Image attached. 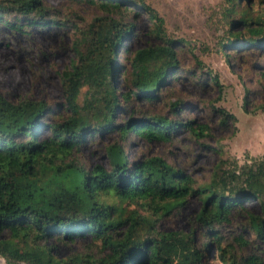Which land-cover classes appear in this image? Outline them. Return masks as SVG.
Masks as SVG:
<instances>
[{"label": "trees", "instance_id": "obj_1", "mask_svg": "<svg viewBox=\"0 0 264 264\" xmlns=\"http://www.w3.org/2000/svg\"><path fill=\"white\" fill-rule=\"evenodd\" d=\"M73 1L97 5L106 15L80 30L74 46L77 60L61 73L64 111L44 101L13 104L0 94V257L6 264H215L218 256L223 264H241L222 229L231 228L235 214L249 215L254 201L262 212L249 215V228L264 238V156L238 175L219 164L211 182L197 188L184 171L161 157H130L132 134L149 143L171 142L181 130L209 136L207 126L195 128L194 121L183 118L186 104L180 99L169 104L174 119L131 111L128 121L118 120L133 99L149 105L163 101L162 89L182 73L177 49L183 41L166 38L158 13L143 0ZM248 2H229L234 20L224 53L243 46L264 48V0H257L258 11ZM134 7L151 18L160 43L133 54L131 88L119 96L117 59L134 32V23H127V17H138ZM48 17L40 0H0V22L13 29L59 25ZM237 26L243 32H234ZM210 79L219 86L216 76ZM218 112L223 126L236 120L225 109ZM95 134L114 139L104 147L106 164L87 168L77 156ZM221 149L218 145L213 153ZM193 196L202 204L193 223L202 229L203 242L194 237L195 231L159 232L157 223ZM5 232L11 234L8 239L2 236ZM52 238L87 239L99 251L57 259L47 245ZM236 241L248 246L242 237ZM251 264L260 263L253 258Z\"/></svg>", "mask_w": 264, "mask_h": 264}, {"label": "rangeland", "instance_id": "obj_2", "mask_svg": "<svg viewBox=\"0 0 264 264\" xmlns=\"http://www.w3.org/2000/svg\"><path fill=\"white\" fill-rule=\"evenodd\" d=\"M40 1L48 10L49 20L59 25H23L22 30H16L5 21L0 22V94L13 104L25 100L44 101L63 112L66 107L61 73L77 60L74 46L81 39L80 30L84 31L95 18L106 14L99 6L87 2ZM143 1L158 13L166 38L183 41L177 49L182 73L162 89L163 101L149 105L133 99L118 120L128 121L131 111L174 119L169 104L180 99L186 104L183 118L194 121L195 128L207 126L209 136L181 130L171 142L149 143L137 140L132 134L127 148L129 156L133 159L161 157L192 178L195 188L209 184L216 167L222 163L226 171L240 174L241 168L264 156V48L255 50L243 46L223 52V45L231 37L230 22L234 20V15L229 14L230 0ZM248 3L253 11L259 10L257 0ZM136 8L132 10L138 17H127V23H134L133 35L124 40L117 59L119 71L115 82L119 96L130 91L133 54L160 43L152 33L155 26L151 18ZM239 31L243 32L239 26L234 27V32ZM192 74L200 78L195 79ZM211 75L217 77L219 86L211 81ZM219 109H225L236 120L223 126ZM113 139L111 134L88 138L77 156L79 162L87 168L105 165L104 147ZM218 145L222 149L215 154L213 151ZM201 206L198 196L189 198L185 206L162 218L157 230L182 234L195 231L194 237L202 243V229L193 223ZM248 207L250 214L261 215L259 204L252 201ZM130 208L138 207L131 205ZM141 213L144 212L141 210ZM249 215L247 212L235 214L231 228L226 227L222 232L241 264H251L253 258L264 264V238L260 239L249 228ZM10 235L5 232L2 236L8 239ZM239 237L247 241L248 246H240L236 241ZM47 245L57 259L72 260L99 251L87 239L65 242L52 238ZM216 258L215 264H223L218 256ZM0 264H6L2 257Z\"/></svg>", "mask_w": 264, "mask_h": 264}]
</instances>
